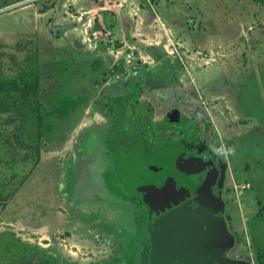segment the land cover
<instances>
[{
	"label": "rangeland",
	"instance_id": "1",
	"mask_svg": "<svg viewBox=\"0 0 264 264\" xmlns=\"http://www.w3.org/2000/svg\"><path fill=\"white\" fill-rule=\"evenodd\" d=\"M138 80L134 102L125 89ZM143 101L152 121L130 131L128 105ZM213 131L235 183L250 184L230 191L228 255L264 264V1L0 0V264H137L146 210L134 191L188 180L177 149ZM54 174L59 210L86 223L100 209L91 228L116 224L113 249L64 240L48 212Z\"/></svg>",
	"mask_w": 264,
	"mask_h": 264
},
{
	"label": "water",
	"instance_id": "2",
	"mask_svg": "<svg viewBox=\"0 0 264 264\" xmlns=\"http://www.w3.org/2000/svg\"><path fill=\"white\" fill-rule=\"evenodd\" d=\"M180 116L177 107L166 113L169 122H178ZM174 167L185 175L204 171V181L194 190L191 200H185L191 193L183 185L176 186L173 176L163 178L159 186L154 183L137 186L134 194L147 209L146 237L139 248L137 264H253L248 259L228 255L236 238L225 219L223 199L211 193L210 165L194 158L182 159L179 154ZM216 168L219 173L220 168Z\"/></svg>",
	"mask_w": 264,
	"mask_h": 264
},
{
	"label": "flooded vegetation",
	"instance_id": "3",
	"mask_svg": "<svg viewBox=\"0 0 264 264\" xmlns=\"http://www.w3.org/2000/svg\"><path fill=\"white\" fill-rule=\"evenodd\" d=\"M217 135L218 133L216 131H213L209 133L208 136L200 134V137H197L196 139L192 141H187V139H184L185 141L181 143L182 145L179 146L175 156L173 157V166H174V161L179 154H182V159L183 158L184 159L194 158L196 160H199L200 163L210 165L211 179L209 181V185H210L211 193L215 197L220 195V197L223 199L224 216L227 221L229 229H231L230 224L228 222L229 220L227 218V214L229 212L228 211V205H229L228 200L230 197V191H235V189H238V188H241V189L250 188V184L248 183L247 185L246 184L241 185V184L235 183L234 175L232 174V169L230 167L231 165L228 160V155L225 153L226 147L222 143L218 144V142H216L213 139V136L217 137ZM198 158H201L203 161H205V163ZM223 163H225L224 166H223ZM216 167L220 168L219 173ZM222 170H223V173H221ZM179 174H182V173L179 172ZM182 175L187 176L188 180L182 181L176 176H173L176 179V186H180V185L185 186L188 192L191 193V196L186 197L185 200H191V198L193 197L194 190L204 181L205 172L203 171V172L193 174V175H185V174H182ZM152 183L159 186L161 185V180L159 182H152ZM231 184H232L233 189H231ZM134 197L138 199V202L147 211L145 205L140 201V197L138 196L136 197V195H134ZM190 203L193 207L196 206V204H194L192 201ZM229 252L231 253V251ZM229 256L233 257L232 255H229Z\"/></svg>",
	"mask_w": 264,
	"mask_h": 264
},
{
	"label": "crops",
	"instance_id": "4",
	"mask_svg": "<svg viewBox=\"0 0 264 264\" xmlns=\"http://www.w3.org/2000/svg\"><path fill=\"white\" fill-rule=\"evenodd\" d=\"M217 128H218V126H217ZM58 159H59V157L55 158L56 161H59ZM71 164L72 163H70V165ZM69 169H70V166H69ZM54 176H55L53 179L54 188H53L52 192L54 193L55 202L52 204V205H54V207L48 212L54 216V220L58 219L55 223L57 224V227L59 229H61V231L65 234L64 240L68 241L70 245L77 247V249H78L77 251H81V249L84 246H85V248L88 247L89 249H92V250H94V249L98 250V248H106V247L107 248L111 247V249H113L112 246L115 245V243L113 242L115 240V238L119 242L122 240L121 232H117L118 227H116V224H113L112 228H110V229H108L105 226L96 227V229H98L101 232L93 233V230H96L95 228H93V229L91 228V227H94L93 222H95V223L97 221L101 222L100 219H102L101 218L102 212L100 209L97 212H91V211L87 212L89 219L87 220L86 223L81 219V217L78 213H76V214L69 213V215H67L64 212H62L61 210H59L60 205H59V202H57V200H58L57 188H59L58 184L60 183V180L58 178V175H57V178H56L55 174H54ZM68 183H69V181H68ZM94 198L95 197H93L92 199H94ZM52 205H50V207ZM40 212L42 213L41 215H45V213L42 212L41 210H40ZM48 212H46V213H48ZM90 225H92V226H90ZM52 229H56V227H54ZM48 231L51 232L52 231L51 228ZM98 233H99V235H98ZM99 237H101L102 239H104L103 237H106V239H108V240H106L105 243L97 244L99 242V239H100ZM91 239L94 241V242L92 241L94 244H92V242H90ZM117 244H118V242H117ZM82 251H84V250H82Z\"/></svg>",
	"mask_w": 264,
	"mask_h": 264
},
{
	"label": "trees",
	"instance_id": "5",
	"mask_svg": "<svg viewBox=\"0 0 264 264\" xmlns=\"http://www.w3.org/2000/svg\"><path fill=\"white\" fill-rule=\"evenodd\" d=\"M37 1V0H34ZM257 3H261L264 0H253ZM29 77L32 80V87L35 89L37 88L38 85V81H37V75L35 73V71L33 69H30L29 72ZM24 79H26V77H24ZM143 84V82L141 80H138L137 82H130L127 84L126 89H125V93L128 95H130V100L132 101H138V94H139V90L141 88V85ZM36 92L33 94L32 96V101L37 103L36 101ZM107 112H110V106L107 108ZM152 112L151 107L149 106V104L147 103V101H143L141 102V104H139L138 106H136V108L132 109L131 108V103L128 105V108L126 110V115H125V120L127 123V127L130 128L132 130H134L135 132L142 128L145 127L147 125H149L151 123V116H149ZM106 113V112H105ZM107 113V114H108ZM58 120V119H57ZM64 120H66V118H64ZM196 125V124H194ZM38 154V151L36 152ZM261 214V211L258 212V215ZM134 260V259H133ZM135 261H133L132 263H134Z\"/></svg>",
	"mask_w": 264,
	"mask_h": 264
}]
</instances>
